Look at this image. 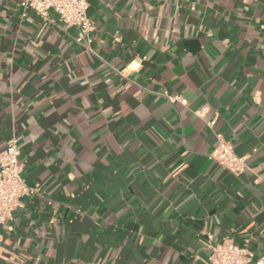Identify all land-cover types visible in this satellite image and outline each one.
I'll return each instance as SVG.
<instances>
[{"label": "crops", "instance_id": "obj_1", "mask_svg": "<svg viewBox=\"0 0 264 264\" xmlns=\"http://www.w3.org/2000/svg\"><path fill=\"white\" fill-rule=\"evenodd\" d=\"M93 41L0 0V152L35 191L0 264H209L264 255V0H88ZM215 120L210 126L209 121ZM216 133L249 168L209 154Z\"/></svg>", "mask_w": 264, "mask_h": 264}, {"label": "built area", "instance_id": "obj_2", "mask_svg": "<svg viewBox=\"0 0 264 264\" xmlns=\"http://www.w3.org/2000/svg\"><path fill=\"white\" fill-rule=\"evenodd\" d=\"M23 15L28 11L48 17L54 11L66 26L78 29V42H87L89 50L100 57L91 47L93 41L91 32L93 24L87 15L88 0H18ZM210 126L215 120L208 122ZM217 146L209 154L219 166L235 176H240L248 168L247 157L235 151L232 142L222 134L216 133ZM20 149L15 138L7 142L5 149L0 152V225L13 218V212L21 205V198L35 191L22 177ZM264 188V179L262 181ZM253 253L246 247H241L230 238L210 246L209 264H252ZM254 264H264V255Z\"/></svg>", "mask_w": 264, "mask_h": 264}, {"label": "rangeland", "instance_id": "obj_3", "mask_svg": "<svg viewBox=\"0 0 264 264\" xmlns=\"http://www.w3.org/2000/svg\"><path fill=\"white\" fill-rule=\"evenodd\" d=\"M252 264H254V262H252Z\"/></svg>", "mask_w": 264, "mask_h": 264}]
</instances>
